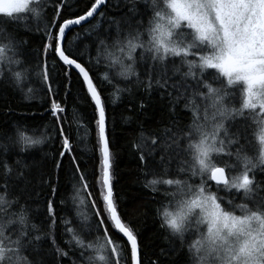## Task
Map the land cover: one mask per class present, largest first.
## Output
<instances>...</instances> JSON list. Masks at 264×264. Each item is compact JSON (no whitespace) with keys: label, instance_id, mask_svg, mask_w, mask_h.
Masks as SVG:
<instances>
[{"label":"snow or ice","instance_id":"1","mask_svg":"<svg viewBox=\"0 0 264 264\" xmlns=\"http://www.w3.org/2000/svg\"><path fill=\"white\" fill-rule=\"evenodd\" d=\"M128 2L132 5L128 9L131 15L109 18L104 34H97L96 63L103 60L118 78L127 80L136 76L146 91L162 89L173 115L182 101L191 112V123L186 127L173 119L161 135L142 134L141 143L133 145L145 168L150 159L154 161V166L144 173L152 177L146 180L145 187L167 200L161 202L157 215L160 227L168 234L169 251L176 254L187 245L186 264H264V195H261L264 188L256 180V171L264 172V0H144L151 10L144 31H141L143 21L136 19L140 15L137 0ZM105 3L106 0H93L82 15L59 23L60 4H57L51 24L42 30L48 41L44 52L51 51L63 65L78 70L94 103L101 155L102 181L98 180L102 183L101 198L111 226L121 234V239L126 238V243L114 240L108 228L89 239L105 221L101 219L93 229L84 213H79L84 217L80 230L66 228L71 237L66 243L70 250H80L81 264H128L129 251L130 264H142L138 236L123 222L114 201L103 84L94 81L90 71L62 43L70 26L80 25L97 14L103 18L99 8ZM47 6V0H0V77H4L7 69L12 81L19 84L26 71L13 68L22 63L17 59L18 44L26 41H18L8 25L28 18L42 19ZM52 28L57 31H51ZM138 49L137 58L134 53ZM177 58L179 65L175 63ZM137 63L144 65L146 82L139 80ZM38 67L49 95L54 96L46 65ZM181 68L187 71L179 81L173 80ZM100 80L113 85V103L120 99L119 93L127 90L113 84L109 72L102 73ZM46 111L54 117V127L62 137L60 155L64 156L71 151L68 136L63 127H58L67 122L61 115L65 108L53 98ZM226 122L235 127L234 132L230 133ZM45 138L17 129L16 136L9 137V141L25 152ZM3 150L7 153L8 146L4 145ZM173 162H178L175 172L171 170ZM24 167L20 160L12 165L0 159V213L8 217L0 221V264H43L40 258L43 240L48 241L57 257H69V251L60 247L52 230L55 218L51 200L47 211L52 223L47 233L35 234L40 230L35 225L29 226L23 205L8 214L9 208L19 204L18 197L9 199L10 188L15 186L11 181L24 177ZM186 172L199 175L200 183L194 186L180 179L179 175ZM79 180L86 190L83 174ZM213 183L216 191L212 190ZM221 187L242 194V202L234 204L229 200L225 205L223 197L217 195ZM84 203L81 199L80 204ZM91 207L95 208V203ZM165 254L161 250V255Z\"/></svg>","mask_w":264,"mask_h":264},{"label":"trees","instance_id":"2","mask_svg":"<svg viewBox=\"0 0 264 264\" xmlns=\"http://www.w3.org/2000/svg\"><path fill=\"white\" fill-rule=\"evenodd\" d=\"M92 2L93 0H47L48 6L42 19L28 18L8 25L18 41H26V43L18 44L17 59L22 63L18 67L13 65L15 70H26L20 83L12 81L7 69L4 70V77H0V159H6L12 165L16 160H20L21 166H26L24 177L11 181L15 186L10 188L9 199L18 197L19 204L9 208L8 214L17 212L20 205H23L29 226L35 225L40 230L35 234L47 233L48 226L52 223V217L47 211L48 201L51 200L55 218L52 230L60 247L69 251V257H57L48 241L43 240L40 242V258L43 264H73V261L75 264H81L83 258L80 257V250H70V246L66 243L71 239L66 228L80 230L82 227L84 217L79 213L87 215V222L93 226V229L101 219L105 221L100 231H93L89 239H94L103 232V228H108L114 240L121 244L126 243V239H121V234H118L111 226L101 198L102 183L98 182V180L102 181L101 155L94 103L77 72L63 65L51 51L44 52V45L48 41L42 29L46 24H51L56 15V5L60 4L59 23L63 19L82 15ZM131 6L128 0H107L99 11L104 13V17L97 14L84 26L70 29L63 46L73 58L90 71L94 81L103 84L106 134L112 154L114 201L123 222L129 225L138 236L142 264H153V261H158L159 264H186L187 245L184 251L171 253L168 234L160 227L157 209L161 202L167 203V200H164L160 193L154 194L145 187L146 180L152 177L150 173L147 177L144 173L154 166V161L150 159L145 168L140 163L139 153L133 145L141 143L142 134L161 135L163 129L173 119H177L181 127H186L191 123V112L184 107L182 101L176 106V114L173 115L170 111L169 98L166 94L162 95V89L154 88L151 92L146 91L137 82L136 76L127 80L115 77L114 71L106 68L103 60L97 64L95 59L97 34H104V30L108 28L109 18L120 19L131 15L128 11ZM136 8L140 13L136 19L143 21L141 31H144L147 28L151 10L144 0H137ZM98 21H100L99 24ZM38 28L41 30L38 31ZM51 31L55 32L57 29L52 28ZM109 31L114 34V29ZM144 39H147L146 32ZM139 52L138 49L134 53L137 58ZM145 55L148 54L145 53ZM175 63L180 64L178 58L175 59ZM38 65H46L54 96L49 95L46 84L41 80ZM135 67L139 80L146 82L143 74L144 65L137 63ZM169 67L171 68V59ZM185 71H187L186 68H181L180 73L173 76V80L179 81ZM104 72L113 75V84L127 89L119 93L120 99L115 103L111 96L114 91L113 85L100 80ZM169 74L171 75V72ZM209 79L211 80V77ZM53 98L65 108V112L61 115L67 122L58 127H63L65 135L68 136L71 151L66 152L64 156L60 155L63 151L62 137L58 135L57 127H54V117L46 111ZM141 104L144 105L143 108ZM237 119L240 120V118ZM226 127H229L230 133L235 131V127L230 126V122H226ZM17 129L23 130L26 135L46 138L43 143L20 152L19 147L9 141V137L16 136ZM4 145L8 146L7 153L3 150ZM158 159L159 152L156 154V160ZM224 160L227 158L225 157ZM58 162L59 167H57ZM228 162L231 163V161ZM177 167L178 162H173L171 170L175 172ZM76 168H79L78 172L75 171ZM81 174L86 178L84 181L88 185L86 190L81 188L79 180ZM179 178L187 180L194 186L201 180V177L191 176L189 172L180 174ZM256 180L264 188V172L257 170ZM77 189H80L78 196ZM212 190L216 191L214 184H212ZM217 195L223 197L225 205L229 200H232L234 204L242 202V194H237L234 190L227 191L221 187ZM261 195H264V192ZM81 199L85 201L84 204H80ZM92 203H95V208L91 207ZM97 212L100 213L99 216L95 215ZM7 218L4 213H0V221ZM161 250H164L166 254L161 255ZM128 257V264H130V251Z\"/></svg>","mask_w":264,"mask_h":264},{"label":"water","instance_id":"3","mask_svg":"<svg viewBox=\"0 0 264 264\" xmlns=\"http://www.w3.org/2000/svg\"><path fill=\"white\" fill-rule=\"evenodd\" d=\"M106 2H107V0H106ZM105 4H106V3H105ZM105 4H104V5H105ZM104 5L100 6L99 11L101 10V8H102ZM95 16H96V15H95ZM95 16H94V17H95ZM74 18H75V17H74ZM92 19H93V18H89L88 20L83 21L80 25H73V26H70V28L66 30L65 37H66V35H67V33L69 32L70 29H74V28H77V27H79V26H84L85 24L89 23ZM64 40H65V38H64ZM64 40H63L62 43H64ZM68 67H70L71 69H73L74 71H76L77 74H78V75L81 77V79L83 80L82 76L79 74L78 70L75 69L74 66H68ZM85 87H86V85H85ZM86 89H87V88H86ZM106 135H107V134H106ZM213 184H214V183H213ZM125 239H126V238H125Z\"/></svg>","mask_w":264,"mask_h":264},{"label":"rangeland","instance_id":"4","mask_svg":"<svg viewBox=\"0 0 264 264\" xmlns=\"http://www.w3.org/2000/svg\"><path fill=\"white\" fill-rule=\"evenodd\" d=\"M199 178H200V176L199 175H197Z\"/></svg>","mask_w":264,"mask_h":264}]
</instances>
